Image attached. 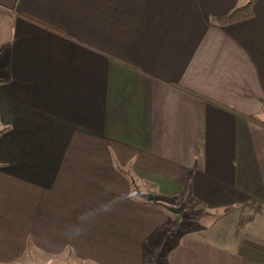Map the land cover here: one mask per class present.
Wrapping results in <instances>:
<instances>
[{
	"label": "crops",
	"instance_id": "0c3cea01",
	"mask_svg": "<svg viewBox=\"0 0 264 264\" xmlns=\"http://www.w3.org/2000/svg\"><path fill=\"white\" fill-rule=\"evenodd\" d=\"M162 199L206 236L156 239ZM33 260L264 264V0H0V264Z\"/></svg>",
	"mask_w": 264,
	"mask_h": 264
},
{
	"label": "rangeland",
	"instance_id": "374dc122",
	"mask_svg": "<svg viewBox=\"0 0 264 264\" xmlns=\"http://www.w3.org/2000/svg\"><path fill=\"white\" fill-rule=\"evenodd\" d=\"M165 203H162L164 206L171 207L169 206L170 204H174L173 201H167L162 199ZM168 202V203H167ZM183 203L176 207H180ZM176 207H171V208H176ZM170 223L168 226H166L165 230H163L161 233L157 235L156 239H162V236H167V232H170L171 236V242H174L180 234L190 232L194 235H198L201 237H205L206 234L202 232V226L203 225H210V219L206 218H201L198 219L199 215L196 212V209L194 206H191V204L187 205L185 207V210L180 213V214H174L170 212ZM197 215V217H196ZM165 240V239H164ZM168 243H165L161 248L164 250L166 246H168ZM170 244V243H169ZM35 260L29 261V264H34ZM32 262V263H31ZM36 264H44L42 262L36 263Z\"/></svg>",
	"mask_w": 264,
	"mask_h": 264
},
{
	"label": "trees",
	"instance_id": "16d2710c",
	"mask_svg": "<svg viewBox=\"0 0 264 264\" xmlns=\"http://www.w3.org/2000/svg\"><path fill=\"white\" fill-rule=\"evenodd\" d=\"M252 4L253 1H251L246 6L235 9L225 16L217 18L215 21L220 25H227L250 18L253 15ZM135 190L137 191L136 195H140L137 187L135 188Z\"/></svg>",
	"mask_w": 264,
	"mask_h": 264
},
{
	"label": "water",
	"instance_id": "95a60500",
	"mask_svg": "<svg viewBox=\"0 0 264 264\" xmlns=\"http://www.w3.org/2000/svg\"><path fill=\"white\" fill-rule=\"evenodd\" d=\"M164 207H165V209H167L171 213L180 214L185 210L186 205L182 204L180 207H176V208H171V207H167V206H164Z\"/></svg>",
	"mask_w": 264,
	"mask_h": 264
}]
</instances>
